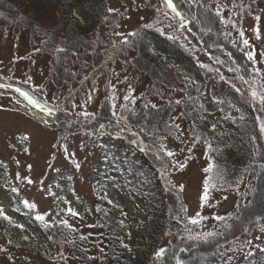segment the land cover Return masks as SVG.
<instances>
[{"label":"trees","instance_id":"obj_1","mask_svg":"<svg viewBox=\"0 0 264 264\" xmlns=\"http://www.w3.org/2000/svg\"><path fill=\"white\" fill-rule=\"evenodd\" d=\"M112 2L118 7L109 13ZM232 2L250 17L264 5ZM173 3L179 16L162 0H0V29L26 33L28 43L48 57L49 99L27 80L0 76V84L55 111L52 123L26 104L19 111L34 112L56 134V145L70 135L105 137L112 149L109 165L125 174L118 183L96 186L97 216L88 231L63 214L37 221L14 198L13 217L0 216L10 246L47 264H264V132L258 121L264 120L263 67L243 43L233 8L219 0ZM144 14L148 21L119 31L124 20ZM119 69L145 76L149 85L115 113L109 86ZM101 75L105 95L96 111L67 109ZM242 78L256 85L261 103L245 96ZM183 134L203 149L204 183L235 196L228 210L188 215L182 187L162 176L169 161L165 143ZM117 138L120 146H114ZM72 188L69 180L59 190ZM121 195L140 212L133 221L118 202ZM162 248L165 253L156 256Z\"/></svg>","mask_w":264,"mask_h":264},{"label":"rangeland","instance_id":"obj_2","mask_svg":"<svg viewBox=\"0 0 264 264\" xmlns=\"http://www.w3.org/2000/svg\"><path fill=\"white\" fill-rule=\"evenodd\" d=\"M219 2L233 8L229 13L263 67L264 83V5H261L257 20L256 17H250L241 6H233L232 0ZM110 6L117 8L118 3L112 2ZM149 17V14H144L143 19L139 15H132L130 19L122 22L119 31L127 32L148 21ZM166 23L164 21L162 24ZM254 29H258V32ZM119 31L117 29L115 32ZM199 58L205 62V57L199 55ZM0 76L23 83L27 80L33 86L43 89L44 96L48 99L53 92L48 57L38 53L37 48L28 43L26 33L14 35L9 29H0ZM105 81V76H99L93 84L74 96L72 105L67 109L95 112L105 95ZM110 82L109 90L115 113L120 112L131 100L139 98L149 85L145 76L131 70L122 72L120 69L115 71ZM241 86L246 97L257 103L262 102V96L251 80L242 78ZM5 87L1 90L4 96L0 100V209L13 217L15 198L32 213L34 219L43 216V220H51L63 214L64 219L71 225L81 226L83 231H88L90 227L86 225L92 226L97 216L96 186L103 188L105 183H118L125 177L124 172L122 174L121 171L112 170L109 165L108 158L111 156L108 151H112L111 144L108 146V140L103 136L78 134L70 135L56 145V134L43 127L34 112L28 110L22 113L19 108L26 109L23 104L27 102L35 109L47 111L48 115H53L52 111L42 104H37L36 107V101L30 95L21 100L20 92L16 88ZM63 98L62 92L59 104H62ZM258 121L264 128L263 117L259 116ZM45 123L51 124L52 119L46 118ZM120 145L118 138L114 139V146ZM165 152L174 155H168L169 161L161 174L165 179L182 187L188 215L195 216L201 212L213 214L232 207L235 201L233 194L225 195L204 183L203 169L206 163L203 149L186 134L178 139H168ZM180 165L184 167L181 169ZM109 167L111 173L108 172ZM120 168L122 169V164ZM28 180L32 183L29 184ZM69 180L73 186L71 193L67 189L60 193L59 187L65 186ZM205 188L207 200L202 202ZM118 202L126 207L127 220L133 221L140 214L139 211H132L133 206L126 200L125 195L118 196ZM62 208L64 212L60 211ZM68 209L79 213V216H72ZM0 264L47 263L10 246L0 232Z\"/></svg>","mask_w":264,"mask_h":264},{"label":"snow or ice","instance_id":"obj_3","mask_svg":"<svg viewBox=\"0 0 264 264\" xmlns=\"http://www.w3.org/2000/svg\"><path fill=\"white\" fill-rule=\"evenodd\" d=\"M162 4H163L168 10L174 12L177 16L180 15V13L176 10V5L173 3V0H162ZM114 11H115L114 9H109V13H112V12H114ZM217 14H219V13H217ZM255 19L259 20V17L257 16ZM254 31H257V32H258V29H254ZM130 35H132V34L130 33ZM241 37H243V33H241ZM257 38H259V37H257ZM243 43H244L246 46L248 45V41H247V40H244ZM252 58H253V57H252V54L249 53V54H248V59L251 60ZM16 91H17V92H20V95L24 96L25 98H28L27 93L21 92L20 89H16ZM261 130L264 131V128H262ZM25 139H28V137H25ZM167 155L172 156V155H174V153L169 152V153H167ZM180 167H181V169H182V168L184 167V165H180ZM25 179H27V178H25ZM27 182H28L29 184L32 183L31 180H28ZM13 191H15V189H13ZM201 199H202V202L207 200V188H205V192H204V194L202 195ZM25 204H27V202H25ZM202 206H203V205H202ZM31 207H34V205H32ZM68 212H69L72 216H79V213H77V212H75V211H72L71 209H68ZM197 215H198V214H197ZM0 216H3V218L6 219V220L8 219L7 216H4V214H3V210H2V209H0ZM36 219H37V220H43L44 217H43V216H37ZM63 223H64V226H65V227H70V226L67 224L66 221L63 222ZM192 223H196V221L193 220ZM46 226H47V225H46ZM209 235H211V234H209ZM82 239H83V237H82ZM125 247H126V245H125ZM164 253H165V249L162 248V249H160V250L156 253V256H158V257H159V256H162Z\"/></svg>","mask_w":264,"mask_h":264}]
</instances>
